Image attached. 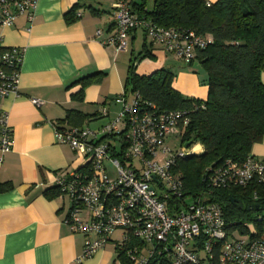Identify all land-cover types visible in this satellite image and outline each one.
I'll list each match as a JSON object with an SVG mask.
<instances>
[{"label":"built area","instance_id":"2783aa9c","mask_svg":"<svg viewBox=\"0 0 264 264\" xmlns=\"http://www.w3.org/2000/svg\"><path fill=\"white\" fill-rule=\"evenodd\" d=\"M36 1L0 0V25L11 26L20 14L31 22ZM131 2L111 0L115 32L106 43L117 51L128 48L129 34L138 28L185 62L211 41L194 30L163 27L139 17ZM1 41L0 36V97L17 95L22 51L5 48ZM123 95L115 98L121 109L95 129L55 126L57 142L69 145L79 160L73 170L51 178L69 200L66 224L84 235L77 261L90 257L120 230L116 245L124 261L118 264H147L154 257L165 264H264V239L253 236V223L243 224L246 233L230 229L222 205L210 199L216 188L264 185V160L247 156L240 164L228 160L210 167L207 191L186 193L174 164L180 157L200 153L202 147L182 144L172 151L166 144L180 136V112L158 111L138 92L129 101ZM30 100L34 105L43 102ZM107 114L102 108L100 115ZM10 147L8 113L0 110V166Z\"/></svg>","mask_w":264,"mask_h":264},{"label":"crops","instance_id":"0c3cea01","mask_svg":"<svg viewBox=\"0 0 264 264\" xmlns=\"http://www.w3.org/2000/svg\"><path fill=\"white\" fill-rule=\"evenodd\" d=\"M143 2L150 11L153 0L131 2L138 16L136 8ZM114 24L111 0H37L31 22L20 14L11 26L0 25L2 46L22 51L18 94L0 97L11 128V147L0 166V264L120 262L118 240L77 261L84 235L66 224L69 200L51 178L73 170L79 160L69 145L57 142L55 126H73L66 118L70 110L89 114L80 125L93 129L114 117L122 107L115 98L123 93L125 101L132 97L130 86L125 87L132 63L138 74L165 69L174 77L186 66L181 68L183 60L141 28L129 34L126 50L117 51L106 43ZM185 63L198 69L195 60ZM87 77L92 80L77 98L80 81ZM261 79L264 83V73ZM176 84L173 79L182 94ZM33 97L42 104L34 105ZM102 108L107 115H100ZM250 155L264 160V136Z\"/></svg>","mask_w":264,"mask_h":264},{"label":"trees","instance_id":"16d2710c","mask_svg":"<svg viewBox=\"0 0 264 264\" xmlns=\"http://www.w3.org/2000/svg\"><path fill=\"white\" fill-rule=\"evenodd\" d=\"M144 5L136 8L139 17L211 38L205 48L195 50L193 59L207 74L204 99L184 97L173 87L171 72L158 69L141 75L133 63L125 86L158 111L180 112L181 143L190 142L189 147L199 143L202 150L178 158L174 168L181 172L186 193L207 191L208 168L220 167L228 160L242 163L251 156L252 145L264 136V0H153L150 11ZM91 80L81 79L77 98H82L83 88ZM88 117L72 110L66 116L76 126ZM210 196L222 205L230 229L246 233L243 224L252 222L253 236L264 239L263 184L216 188ZM116 249L124 261L121 249L117 245ZM147 264L165 263L154 257Z\"/></svg>","mask_w":264,"mask_h":264},{"label":"rangeland","instance_id":"374dc122","mask_svg":"<svg viewBox=\"0 0 264 264\" xmlns=\"http://www.w3.org/2000/svg\"><path fill=\"white\" fill-rule=\"evenodd\" d=\"M181 63V62H180ZM181 68H184L182 72L178 74V76L173 75V79L177 80L178 87L181 88L182 95L184 97H195L199 99H204L207 95V74L203 67L200 65L199 61L195 59L194 67H197L198 69L195 70L189 63H185L182 61V64H179ZM139 73V72H138ZM93 127L94 125H90ZM176 135V132L174 133ZM166 144L170 147L172 151H177L181 148L182 143L180 141V138L176 136L173 139H168ZM235 235H240L239 233H235ZM121 237L120 230H116L112 237L111 241L119 240ZM245 238H248L244 236Z\"/></svg>","mask_w":264,"mask_h":264},{"label":"water","instance_id":"95a60500","mask_svg":"<svg viewBox=\"0 0 264 264\" xmlns=\"http://www.w3.org/2000/svg\"><path fill=\"white\" fill-rule=\"evenodd\" d=\"M190 145V142H186V143H184V146L185 147H188ZM239 206H242V204L239 202Z\"/></svg>","mask_w":264,"mask_h":264},{"label":"bare ground","instance_id":"6f19581e","mask_svg":"<svg viewBox=\"0 0 264 264\" xmlns=\"http://www.w3.org/2000/svg\"><path fill=\"white\" fill-rule=\"evenodd\" d=\"M198 148V147H197Z\"/></svg>","mask_w":264,"mask_h":264}]
</instances>
